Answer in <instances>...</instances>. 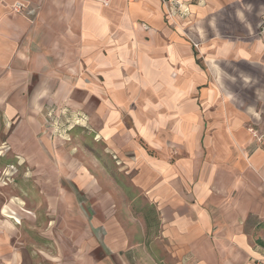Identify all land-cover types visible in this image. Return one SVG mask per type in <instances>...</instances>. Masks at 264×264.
I'll use <instances>...</instances> for the list:
<instances>
[{
	"label": "crops",
	"instance_id": "crops-1",
	"mask_svg": "<svg viewBox=\"0 0 264 264\" xmlns=\"http://www.w3.org/2000/svg\"><path fill=\"white\" fill-rule=\"evenodd\" d=\"M263 12L264 0H0V155L26 166V197L1 201L0 264H23L5 238L23 198H46L52 172L68 180L40 136L46 110L88 123L133 172L157 211L156 264H264Z\"/></svg>",
	"mask_w": 264,
	"mask_h": 264
},
{
	"label": "rangeland",
	"instance_id": "rangeland-1",
	"mask_svg": "<svg viewBox=\"0 0 264 264\" xmlns=\"http://www.w3.org/2000/svg\"><path fill=\"white\" fill-rule=\"evenodd\" d=\"M67 118L60 123L46 110L40 136L45 133L53 149L62 153L58 159L55 154L50 158L70 166L63 177L68 180L59 181L52 172L44 188L46 198H23L21 206L30 211L25 213L27 217L18 219L17 225L11 219L14 225L5 237L7 242L18 249L23 264H156L155 256L165 260L159 225L152 222L148 226L143 218L148 200L129 180L133 172H125L121 160L96 139L88 123ZM5 134V125L0 122V146L4 148ZM56 134H60V140ZM145 145L148 153H156ZM22 166L26 167L24 161L14 155H0V206L2 198L16 194L26 197V185L18 178ZM74 172L76 178L72 177ZM82 172L87 174V181L93 178L97 182L94 192L89 186L85 190L77 185ZM36 176L28 186L35 193L39 188L33 181ZM65 183L61 191L59 185Z\"/></svg>",
	"mask_w": 264,
	"mask_h": 264
},
{
	"label": "trees",
	"instance_id": "trees-1",
	"mask_svg": "<svg viewBox=\"0 0 264 264\" xmlns=\"http://www.w3.org/2000/svg\"><path fill=\"white\" fill-rule=\"evenodd\" d=\"M139 142L140 144L143 145V147H145V143L139 139ZM147 207H145L143 209V218L146 222V224L149 226L152 224V222H155L156 224L159 223V220H158V215H157V211L155 209V206L151 203V204H148L146 205ZM159 225V224H158Z\"/></svg>",
	"mask_w": 264,
	"mask_h": 264
},
{
	"label": "built area",
	"instance_id": "built-area-1",
	"mask_svg": "<svg viewBox=\"0 0 264 264\" xmlns=\"http://www.w3.org/2000/svg\"><path fill=\"white\" fill-rule=\"evenodd\" d=\"M22 5H17L16 6V10H20L22 9ZM181 8V4L178 2V1H172V10L175 12L177 11L178 9ZM27 12L28 13H31L32 10L31 9H27ZM258 33L260 35H264V12L260 15V21H259V30H258ZM262 138V135H259V136H256V139L257 140H260Z\"/></svg>",
	"mask_w": 264,
	"mask_h": 264
}]
</instances>
